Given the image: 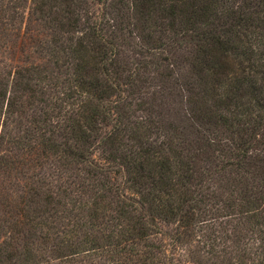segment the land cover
Masks as SVG:
<instances>
[{"label":"trees","instance_id":"trees-1","mask_svg":"<svg viewBox=\"0 0 264 264\" xmlns=\"http://www.w3.org/2000/svg\"><path fill=\"white\" fill-rule=\"evenodd\" d=\"M0 264H264V0H0Z\"/></svg>","mask_w":264,"mask_h":264}]
</instances>
